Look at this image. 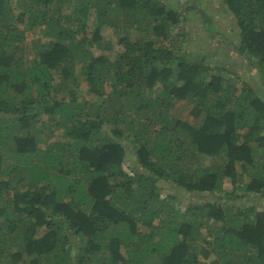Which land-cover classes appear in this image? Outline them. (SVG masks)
<instances>
[{
	"label": "trees",
	"instance_id": "16d2710c",
	"mask_svg": "<svg viewBox=\"0 0 264 264\" xmlns=\"http://www.w3.org/2000/svg\"><path fill=\"white\" fill-rule=\"evenodd\" d=\"M223 4L235 43L198 0H0V264H264V0ZM190 13L261 89L180 51Z\"/></svg>",
	"mask_w": 264,
	"mask_h": 264
},
{
	"label": "rangeland",
	"instance_id": "374dc122",
	"mask_svg": "<svg viewBox=\"0 0 264 264\" xmlns=\"http://www.w3.org/2000/svg\"><path fill=\"white\" fill-rule=\"evenodd\" d=\"M170 3L179 4V0H167ZM187 1V0H183ZM198 4L202 6L205 10V13L207 17L211 19L212 24L216 29L219 31L221 35H225L228 37L229 41L231 42H237L239 37L238 33L235 29L234 25V19L232 18L231 14H229L227 8L223 4V0H198ZM71 7H73V4L70 3ZM69 9H65L64 13H67ZM93 13V12H92ZM92 21V19H90ZM17 27L20 29H23L22 24L15 23ZM201 23L197 21V16L194 14H189L186 16V19H183L181 22V25L179 27H176L171 31L172 39H176V37L181 36L183 38L182 45H179L180 51L182 53L186 54H192L194 57L196 56H202L207 55L210 57V61L216 64H221L222 62H226L228 67L232 69L236 75H239L241 82H251L252 85L255 88L259 87V79L256 77L254 70H245L246 63L242 60V58L236 54L233 51L227 52V49L225 48V43L222 42V45H218L217 42H214L210 39H208L204 33V31L201 29ZM90 26L92 27L91 23ZM150 30V29H149ZM138 32H130L128 36L130 38L136 36ZM100 35L102 36L100 40V46H93L91 48V53L95 56L103 55L108 57L110 60L116 59L118 56V52L122 51V47L118 44V40L122 37H125L126 33L122 29L117 30L114 32L111 28L108 27H102L100 29ZM140 35V34H139ZM39 36V32H36L34 35L32 33H26V41L29 43L32 39ZM151 36L153 37L154 35ZM90 38V36H89ZM154 38V37H153ZM104 42H106L107 46L109 47L111 45L110 50H103L102 45H104ZM175 45L176 42H173ZM178 45V44H177ZM175 45V48L176 46ZM117 56V57H116ZM80 94L78 93L77 101L83 102L84 99L86 101H90L93 99V96L87 95L86 93V85L82 83L80 86ZM261 89V88H260ZM107 93H111L110 88H106ZM84 98V99H83ZM192 105L186 102H176L170 109L169 113L173 115L177 119L181 120H190ZM56 139H51V141ZM40 148L44 150V145H40ZM131 164V159H126V161L123 163V169L124 171L128 172V167ZM239 172V169H238ZM161 186L164 187V189L167 190V187L165 184H161ZM181 191H172L171 195L174 193L176 196V204L180 208L179 205H184L185 202L189 201V197L193 198L192 195L183 193L179 194ZM166 194L165 192H163ZM189 196V197H188ZM199 198V196H198ZM194 199V198H193ZM233 204V203H229ZM236 206L245 208L252 205H256L257 210H263L264 209V197L260 199H251L247 200L246 198L239 200L237 203H235ZM44 230H40V234L42 235Z\"/></svg>",
	"mask_w": 264,
	"mask_h": 264
}]
</instances>
